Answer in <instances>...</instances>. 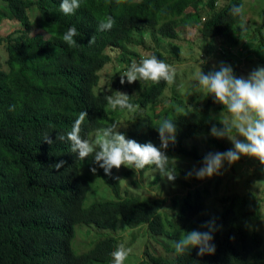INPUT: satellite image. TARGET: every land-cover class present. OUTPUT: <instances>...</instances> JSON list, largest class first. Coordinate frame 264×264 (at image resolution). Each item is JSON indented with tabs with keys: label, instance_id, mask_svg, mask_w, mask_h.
<instances>
[{
	"label": "trees",
	"instance_id": "1",
	"mask_svg": "<svg viewBox=\"0 0 264 264\" xmlns=\"http://www.w3.org/2000/svg\"><path fill=\"white\" fill-rule=\"evenodd\" d=\"M215 3L216 0H82L73 14L65 15L59 11V0H6L9 17L19 26L0 37L5 52L0 62V264H109L118 239L100 235L87 249L75 253L70 241L77 223L113 229L121 218L129 226L145 225L152 234L164 230L163 215L167 213L162 212L163 199L122 195L115 167L105 174L95 164V172L81 174V160L71 151L69 142L57 141L56 135L70 131L80 112L87 113L80 134L88 139L92 131L113 122L120 124L127 110H113L105 100L106 95H115L113 88L99 87L96 91L93 87L112 57L122 61L124 52L138 56L135 48L144 47L148 31L169 41L177 37L179 27L185 26L196 27L203 38L229 35L241 21L229 14V8L241 1L227 0L218 8ZM32 8L36 10L34 20L28 14ZM107 15L114 20L112 28L97 31L98 21ZM34 22L45 34H30ZM69 26H75L78 33L73 46L59 38ZM168 52L175 59L179 47L170 42ZM150 55L167 64L172 60L156 47H151ZM166 84L163 80L150 81L136 85L135 92H126L129 101L137 106L127 138L141 144L151 142L159 148L161 141L155 127L170 119L176 125L175 140L163 149L166 156L182 162H201L204 154L194 145L187 147L185 141L209 135L212 124L219 127L217 113L223 106L214 103L211 96L199 101L195 99L197 94L184 102L177 84L172 83L170 97L156 109ZM132 122L136 124L133 129ZM46 132L52 144L42 140ZM204 142L221 152L227 150L215 137L205 138ZM61 160V168H54ZM96 176L115 198L96 200L84 207L83 199ZM207 192L197 187L184 194L175 212L183 225L166 233L178 239L184 231L214 219L215 252L197 256L193 248L178 255L173 248L170 257L148 256L147 264H264L260 202L245 195H223L219 198V212L199 216Z\"/></svg>",
	"mask_w": 264,
	"mask_h": 264
},
{
	"label": "rangeland",
	"instance_id": "2",
	"mask_svg": "<svg viewBox=\"0 0 264 264\" xmlns=\"http://www.w3.org/2000/svg\"><path fill=\"white\" fill-rule=\"evenodd\" d=\"M204 1L202 0V2ZM226 1L216 0L215 7H221ZM240 1L243 6V20L233 27L230 34H227L228 36L203 38L196 27L185 26L179 27L177 29V37L173 41H169L162 39L154 32L152 34L148 31L144 35V47L138 46L135 48L138 56L124 52L122 55L124 60L122 59V61L121 59L118 60L112 57L111 62L107 63L100 71V81L93 89L97 91L99 87L105 89L113 88L115 94L116 91L123 93L128 91L135 92L136 85L141 86L142 83L150 82L133 81L129 84L125 80V83L121 85L119 81L120 75L123 74L131 63H139L142 58L150 55L151 47L161 49L168 60L172 59L169 63V65L175 68V77L172 83L177 84V91L184 102L194 94H197L195 99L199 101H203L206 97L191 87L195 81V74L200 69L206 73L222 61L237 71V75L239 76L246 75L257 66H264V0ZM188 10H191V8H188ZM28 14L30 19L34 20L36 17L35 8L29 10ZM9 16L10 13L6 0H0V37H4L19 26L18 22ZM37 32L45 34L34 22L30 29V34ZM170 42L179 47V55L175 59L168 52ZM3 44L4 40H0V62H3L5 57ZM132 48L134 49V47ZM200 60H203L204 63L200 64ZM172 83L166 84L160 96L161 102H159L156 109L161 106L160 103L163 104L170 97ZM227 115L228 113L223 108L217 113L219 119ZM144 116L143 114L142 117ZM133 119L134 112L128 111L121 118L120 125L125 126H122L119 131L124 132L126 137L129 123ZM135 125L132 122V129ZM208 137L212 136L198 135L189 138L185 141V145L187 147L194 145L198 152L204 155L209 152L220 151L204 142V139ZM95 138L96 131H92L89 139L94 140ZM216 139L227 149L232 146L226 137ZM94 166L95 164L92 162L91 156H88L81 160L79 171L81 174L90 173ZM170 166L175 175V178L171 181L161 176L158 171L155 172L152 167L144 171H134L123 165L115 168V175L120 182V192L122 195L139 194L150 198L163 199L164 206L162 212H166L167 214L163 215L164 230L160 234L149 233L143 224L126 225L121 218L117 220L113 229L77 223L74 225V236L70 241L72 251L75 253L83 251L98 236L110 234L118 239V244H122L131 250L124 264H147L148 256L158 254L164 257L172 256V243L176 239L172 235H167L166 230L183 225L182 221L175 217L180 198L189 190L197 187L205 188L208 191L204 209L199 216H213L219 212L221 209L219 198L223 195L237 194L239 197L245 195L260 202L262 211L261 227L264 232V164H261L257 158L242 155L231 165L225 162L220 175H213L211 178L206 177L204 179H197L194 174L191 176L186 175L194 168H199L200 162H182L170 158ZM176 168L179 170H176ZM155 177L156 180H154ZM114 198L111 190L103 184L100 177L96 176L90 181V187L83 199V206L87 207L96 200ZM202 225L197 230L203 231ZM186 226L187 224H184V227ZM183 235L184 233H182L181 237ZM143 260H145L144 263ZM150 264L153 263L150 262Z\"/></svg>",
	"mask_w": 264,
	"mask_h": 264
},
{
	"label": "clouds",
	"instance_id": "3",
	"mask_svg": "<svg viewBox=\"0 0 264 264\" xmlns=\"http://www.w3.org/2000/svg\"><path fill=\"white\" fill-rule=\"evenodd\" d=\"M82 0H59V11L65 15H71L80 7ZM229 14L234 18L243 20V6L232 4ZM114 20L107 15L97 23V31H107L112 28ZM243 30V26H242ZM77 29L69 26L59 35V38L69 46L77 43ZM90 42V41H89ZM204 63L200 60V64ZM175 68L155 55L142 58L139 63H131L120 75V84L125 80L131 84L133 81H151L157 83L161 80L171 84L174 81ZM109 80V86H110ZM191 87L204 94L211 96L214 103H219L228 113L219 119L220 126L212 124L209 135L215 138H227L231 147L223 152H209L202 157L199 168H194L186 175H195L197 179L211 178L220 175L221 169L226 162L231 165L242 155L257 158L264 164V66H257L246 75L234 74L233 68L225 63L219 62L206 73L201 71L195 74V81ZM105 100L113 110H127L133 112L137 106L129 101V95L116 91L115 95H106ZM12 106H9L11 110ZM86 112H80L73 120L71 130L64 134L57 133V141L67 140L71 151L82 160L91 156L92 162L96 164L105 174H110L112 168L121 165L134 171L151 166L161 176L169 181L175 178L174 171L170 166V159L166 156L165 149L170 142L175 140L176 125L170 119H164L156 128L161 144L159 148L151 142L138 143L127 138L125 133L119 131L122 126L113 122L96 130V138L90 140L81 136V123ZM43 141L49 144L53 140L49 138L48 132L43 134ZM64 164L61 160L53 165L59 169ZM91 171L95 172L96 168ZM206 230L193 229L184 231L181 238L172 243L176 254L181 255L196 249L197 256L211 255L215 252L213 233L216 230L214 219L205 221L202 225ZM131 250L122 244H118L110 253L112 260L110 264H124Z\"/></svg>",
	"mask_w": 264,
	"mask_h": 264
}]
</instances>
